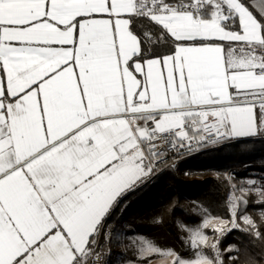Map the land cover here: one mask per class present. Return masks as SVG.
I'll list each match as a JSON object with an SVG mask.
<instances>
[{
    "label": "snow or ice",
    "instance_id": "obj_1",
    "mask_svg": "<svg viewBox=\"0 0 264 264\" xmlns=\"http://www.w3.org/2000/svg\"><path fill=\"white\" fill-rule=\"evenodd\" d=\"M251 137L264 138V0H0V264H100L111 211L165 145ZM225 179L231 219L182 225L187 257L141 237L142 264L264 261L236 245L225 260L205 233L264 248V177Z\"/></svg>",
    "mask_w": 264,
    "mask_h": 264
},
{
    "label": "trees",
    "instance_id": "obj_2",
    "mask_svg": "<svg viewBox=\"0 0 264 264\" xmlns=\"http://www.w3.org/2000/svg\"><path fill=\"white\" fill-rule=\"evenodd\" d=\"M166 54V48L157 49ZM236 182L264 177V138H238L217 143L183 158L175 167L153 173L135 190L121 198L106 221L107 228L97 237L104 264L110 260V237L118 230L137 231L149 239L190 256L182 225L199 223L202 214L231 219L227 206L226 176ZM248 213L260 223L261 207L250 205ZM242 242V243H241ZM229 245H236L241 254L259 257L264 254L261 241L246 237L238 230L219 234V248L225 260ZM243 257L241 256V264ZM264 264V261H261Z\"/></svg>",
    "mask_w": 264,
    "mask_h": 264
},
{
    "label": "rangeland",
    "instance_id": "obj_3",
    "mask_svg": "<svg viewBox=\"0 0 264 264\" xmlns=\"http://www.w3.org/2000/svg\"><path fill=\"white\" fill-rule=\"evenodd\" d=\"M204 216V214H202ZM212 218H218L214 216H208ZM221 221H229V219L219 218ZM230 227V225H227ZM205 233L210 238H215L218 233L212 231V229H205ZM186 236L187 233L185 232ZM141 237L155 242L161 248H168L163 247L158 244L155 240L149 239L144 235H141L137 231L134 233H127L122 230H118L117 232L113 233L110 237L109 248L107 249L110 254V260L107 261V264H142L141 260L137 258V252L133 245V242L138 241ZM171 249V248H170ZM101 264H104V255L102 253V261ZM143 264H148V261H143ZM151 264H157L156 259L151 260Z\"/></svg>",
    "mask_w": 264,
    "mask_h": 264
},
{
    "label": "built area",
    "instance_id": "obj_4",
    "mask_svg": "<svg viewBox=\"0 0 264 264\" xmlns=\"http://www.w3.org/2000/svg\"><path fill=\"white\" fill-rule=\"evenodd\" d=\"M158 143H160V141H158ZM213 145H215V144L203 143V144L197 145V144L193 143V146L190 149L186 148L184 150L172 149L168 145H165L166 151L162 154V162L155 164V170L160 171V170L167 168V167H175L186 156H188V155H190L196 151L209 148ZM98 244H99V240H98ZM101 261H102V256L100 259V264H101Z\"/></svg>",
    "mask_w": 264,
    "mask_h": 264
}]
</instances>
